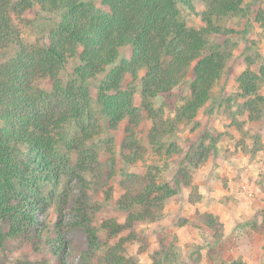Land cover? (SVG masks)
<instances>
[{
	"label": "trees",
	"instance_id": "1",
	"mask_svg": "<svg viewBox=\"0 0 264 264\" xmlns=\"http://www.w3.org/2000/svg\"><path fill=\"white\" fill-rule=\"evenodd\" d=\"M197 1L0 0L2 240L6 236L32 240L39 235L36 212L42 200L41 189L45 183L58 185L62 168L70 163V152L79 153L78 165L82 170L88 162L97 160L96 127L100 125L93 113L91 90L95 87L93 80L100 76L103 78L96 86V100L108 127L117 129L128 117L137 120L139 113L133 89L124 88L128 80L140 82L141 109H151L158 96L168 97L175 88L186 84L193 68L191 95L175 110L174 121L170 125L156 121L149 135L148 144L160 151L161 156L177 154L176 144L168 143V136L176 124L193 120L211 100L231 54L213 38L228 32L221 21L239 14L244 3V0H204L207 8L199 12ZM183 8L200 18L203 24L200 29L188 25ZM27 10L56 17L49 34L43 37L45 41H27L16 27L15 13ZM127 51L129 55L125 54ZM73 58L74 70L65 81L62 71ZM260 79L252 70L240 75L238 82L243 96L255 94ZM44 81H50V88L40 85ZM73 129L78 130L77 137L70 136ZM138 156L136 150L132 155L122 154L123 160L130 164L136 163ZM152 170L123 180L117 206L130 212L124 223L110 219L103 224L110 238L117 240L107 246L100 264H132L124 253L128 239L117 236L138 221L161 217L166 200L177 194L182 185L190 186L188 180L184 181L189 178L185 171L178 173L175 187L157 179ZM83 196L86 198L85 193ZM86 210V202L80 201L77 220L66 228H85L92 252L101 248V242L96 229L90 226ZM204 222L218 225L213 215L204 218ZM4 224H8V230ZM57 230L58 239L49 242L51 253L59 264H69L61 253L66 229L59 223ZM17 262L51 264L48 258ZM222 264L250 263L237 259Z\"/></svg>",
	"mask_w": 264,
	"mask_h": 264
},
{
	"label": "rangeland",
	"instance_id": "2",
	"mask_svg": "<svg viewBox=\"0 0 264 264\" xmlns=\"http://www.w3.org/2000/svg\"><path fill=\"white\" fill-rule=\"evenodd\" d=\"M196 8L199 12L206 10L205 1L198 0ZM183 15L191 28L202 27L193 12L183 8ZM14 17L20 33L31 42L45 41L43 37L56 20L54 15L36 10L16 12ZM221 24L228 32L213 40L231 54L211 100L193 120L176 124L169 134L168 143H175L178 151L172 157L165 158L153 149L148 144L149 135L156 121L166 125L174 121L175 110L191 95L193 68L186 84L168 97L158 96L151 109H141L140 82L128 80L124 88L133 89L139 113L137 120L128 117L117 129L108 127L96 100V86L103 76L93 80L92 108L100 125L96 127L97 152L93 149L97 160H91L82 170L79 153L70 152V163L62 168L58 185L45 183L41 189L42 200L36 212L39 235L32 240L0 238V264H17L28 258H48L51 264H59L49 245L58 239L59 223L66 229L61 253L67 262L100 264L107 246L117 240L110 238L103 224L110 219L124 223L130 212L117 206L123 180L143 176L152 169L157 179L175 187L178 173L185 171L189 178L184 181L188 180L190 186H178L179 192L166 200L161 217L138 221L117 236L128 239L124 253L132 264H222L237 259L264 264V0H244L241 12ZM75 64L73 58L62 71L65 81L71 78ZM247 70L261 79L259 90L245 97L238 78ZM40 85L48 89L50 81ZM78 135L75 129L70 133ZM139 145L142 148L138 149ZM135 150L139 154L137 162L126 163L122 154L132 155ZM83 200L90 226L101 242V248L92 252L85 228H66L77 220L78 203ZM209 215L216 217L217 226L204 222ZM4 225L8 230V224Z\"/></svg>",
	"mask_w": 264,
	"mask_h": 264
}]
</instances>
